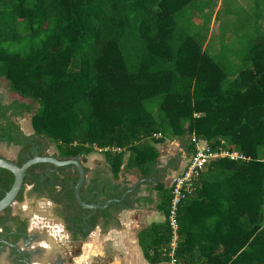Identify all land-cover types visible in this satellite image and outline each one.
I'll list each match as a JSON object with an SVG mask.
<instances>
[{
	"label": "trees",
	"instance_id": "16d2710c",
	"mask_svg": "<svg viewBox=\"0 0 264 264\" xmlns=\"http://www.w3.org/2000/svg\"><path fill=\"white\" fill-rule=\"evenodd\" d=\"M248 1V9L233 12L237 26L213 55L206 43L210 0H0V80L21 98L0 97V142L21 152L36 145L40 156L52 143L61 161L106 149L114 179L136 170L165 215L137 233L149 264L168 261L164 180L193 155L192 138L212 151L239 152L246 160H211L180 207L176 264H264V0ZM25 114L30 135L18 123ZM166 141L180 151L161 162L157 146ZM47 167L53 169L27 171L16 201L26 186L39 188L60 206L74 240L101 221L118 227V213L135 201L124 179L102 204L124 199L85 220L91 211L75 199L76 168ZM12 183L0 169V199ZM91 192L84 183L86 203L94 201ZM9 218L5 211L0 223Z\"/></svg>",
	"mask_w": 264,
	"mask_h": 264
},
{
	"label": "crops",
	"instance_id": "0c3cea01",
	"mask_svg": "<svg viewBox=\"0 0 264 264\" xmlns=\"http://www.w3.org/2000/svg\"><path fill=\"white\" fill-rule=\"evenodd\" d=\"M237 23L238 20L234 25V28L237 26ZM234 28L230 35L233 34ZM230 59L232 61L235 60L234 58ZM28 135L30 134L28 133ZM157 149L161 155V162L167 161L171 156L180 151L176 141H166L164 144L158 145ZM262 151L264 154V149ZM185 164L186 159L184 158L177 171H170L168 173L164 180L165 185L169 187L170 177L175 173L180 172L184 168ZM83 166L88 169L85 181L86 192L90 189H93V192H99V195L94 196L95 198L91 196L93 192L89 193L88 198H94L96 200L99 199L102 201L111 191L110 189L117 184L122 185L124 179L129 182L128 186L131 187V191L136 190V195L134 197L135 201L131 202V208L122 209L118 213V227L105 226L104 221H101L100 226L96 227L94 231L91 232L84 240H71L67 234L68 243L71 248L68 255L71 256L72 252L76 253L79 250H83L81 255L74 256L73 263H77L76 261H78L82 264H149L144 259L141 249L138 246L136 238L137 233L141 229L153 223H161L165 221V215L156 209L155 193L152 190V186L149 184L150 182L130 178L128 173L125 174L123 171L119 173V179H114L103 158V155L96 153H91L86 156ZM106 174H110L111 179H108ZM34 199L38 201L43 200L44 202L50 204L51 208L54 210V205L47 199L40 197L39 199ZM31 203L33 204L34 202H30L29 204ZM19 206L20 205H13V207H16V211H19L24 216H27L31 223L36 220V217H34V215H36L38 216L37 218L53 222L58 226L63 227L61 220L55 216L52 209L51 212L48 211L47 208L46 211L38 209L34 214V212L31 211V205L29 206L26 204L24 208ZM24 209L25 212L27 211L26 213H22ZM30 226L35 228V226ZM41 236L42 239L45 238L43 244L47 252H53L52 249H54L56 252H60L61 254L63 253L60 246L53 242L50 236L42 234ZM159 264L169 263L162 262Z\"/></svg>",
	"mask_w": 264,
	"mask_h": 264
},
{
	"label": "rangeland",
	"instance_id": "374dc122",
	"mask_svg": "<svg viewBox=\"0 0 264 264\" xmlns=\"http://www.w3.org/2000/svg\"><path fill=\"white\" fill-rule=\"evenodd\" d=\"M211 1V10L212 16L208 24L206 25L207 29V40L208 51L215 55L219 51H221V45L223 43V36L226 33H231L234 25L237 22V15L233 12L241 7L244 9H248L250 6V2L248 0H210ZM209 12V9H207ZM192 29V28H191ZM0 97L4 99V101L10 102L14 99L21 100L17 95L12 94L8 89V82L4 79L0 80ZM25 102H28L25 100ZM31 114H25L23 118L18 119L19 126L24 134H32L33 129L30 123ZM162 148V147H161ZM46 153L50 156L57 154V149L54 144H50ZM99 155H102L99 152H93ZM0 156H3L9 160L14 161L17 157V148L7 144H0ZM128 176L133 179L139 178V173L136 170L128 171ZM108 179H111L110 174H106ZM30 188L28 186L25 187L23 192V199L20 202H15L13 205H20L19 207L24 208L26 204L31 205V211L37 212V210L48 211L51 212V205L44 202L43 200L38 201L33 198L32 195H29L27 192ZM30 202H34L33 204H29ZM16 208V207H14ZM53 210V209H52ZM26 213L25 209L22 213ZM36 217L35 221L32 223L29 221L30 225L35 226L36 230L39 231V234L50 236L52 241L57 243L60 246L61 251L63 250V257L66 258V262L64 264H82L76 261L77 263H73V258L75 255H81L83 250H79L76 253L72 252L71 256L68 255L70 252V244L68 243V236L63 227L58 226L57 224L43 220L41 218Z\"/></svg>",
	"mask_w": 264,
	"mask_h": 264
},
{
	"label": "flooded vegetation",
	"instance_id": "af4514ba",
	"mask_svg": "<svg viewBox=\"0 0 264 264\" xmlns=\"http://www.w3.org/2000/svg\"><path fill=\"white\" fill-rule=\"evenodd\" d=\"M2 143L7 144L4 141L0 142V144ZM11 146L17 148V157L14 160L16 164L18 161L19 154L22 155V159H25L27 161L28 158L33 157L34 150H37L38 153V146L36 145H32L29 152H21L20 146ZM50 171H53V169L47 167L46 172ZM28 187L30 189L27 193L29 195H32L33 198L39 199L40 197L47 199L43 197L41 191H39V188L37 190H34L33 186ZM94 198L93 200L96 203L102 202L99 199L96 200ZM52 204L54 205L53 213L61 220L63 228L68 234L69 239L74 240L73 234L66 230L65 221L60 215V206L54 203ZM5 211L9 213L10 218L4 223H0V264H64L66 262L67 259L64 258L60 252H56L54 251V249H52L54 253L46 251L43 244L45 238L42 239V236L39 234V231H37L36 228H32L30 226L29 219L27 216H24L19 211H16L13 206L9 207ZM5 211H3L0 216H2ZM85 229H83V231Z\"/></svg>",
	"mask_w": 264,
	"mask_h": 264
},
{
	"label": "built area",
	"instance_id": "2783aa9c",
	"mask_svg": "<svg viewBox=\"0 0 264 264\" xmlns=\"http://www.w3.org/2000/svg\"><path fill=\"white\" fill-rule=\"evenodd\" d=\"M160 134L155 135L159 137ZM193 155L186 159L184 168L169 179L171 199L167 212V222L170 229V239L166 248L167 263L176 264V252L180 241L178 212L186 198L191 194L196 182L206 165L213 159L224 157L230 160H246V157L235 151H212L204 140L192 138ZM104 150H97L101 153Z\"/></svg>",
	"mask_w": 264,
	"mask_h": 264
},
{
	"label": "water",
	"instance_id": "95a60500",
	"mask_svg": "<svg viewBox=\"0 0 264 264\" xmlns=\"http://www.w3.org/2000/svg\"><path fill=\"white\" fill-rule=\"evenodd\" d=\"M33 157L28 158V160L23 163L21 166L16 164L14 161L9 160L5 157L0 156V169H4L9 171L13 175V183L10 189L5 192L3 197L0 199V214L8 209L9 207L13 206L16 201V198L19 192L22 190L23 181L27 174V171L37 164H49L53 166V170H56L59 167L64 166H74L78 172V180L74 186V196L82 209L90 210L91 213L85 217L89 219L93 214L96 213L97 210L106 209L109 207L111 203H119L121 200L118 199H111L106 202V204L96 203L95 201L86 203L82 200L80 195V189L84 185L86 181V173L84 170L83 164L85 163V158L76 157L70 160H58L57 158L47 155V156H39L37 150L33 151ZM99 195L98 191H94L92 193V197ZM125 195L122 197V199Z\"/></svg>",
	"mask_w": 264,
	"mask_h": 264
}]
</instances>
